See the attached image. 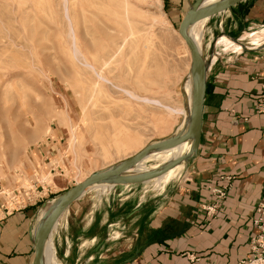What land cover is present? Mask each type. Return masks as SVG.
Wrapping results in <instances>:
<instances>
[{"label":"rangeland","instance_id":"rangeland-1","mask_svg":"<svg viewBox=\"0 0 264 264\" xmlns=\"http://www.w3.org/2000/svg\"><path fill=\"white\" fill-rule=\"evenodd\" d=\"M128 1L127 18L134 27L136 44L124 48L127 56L105 76L120 87L144 95L147 70L142 67L141 46L149 37L151 43L144 63L146 67L152 64L149 81L159 88V99L175 107L182 106L190 56L185 52L178 27L195 0ZM117 2L0 0V183L10 182L9 187L0 191V202L4 201L6 207L10 205L12 190L32 187L35 180L55 185V189L73 186L81 177L118 164L144 146L170 137L180 123L181 116L172 115L169 130L155 132L150 124L136 118L133 111H124L125 106L109 105L105 110L98 107L106 103L105 99L102 102L89 99L88 83L98 78L87 63H92V54L101 45L112 41L104 33V27L116 31L128 28L126 20L113 11ZM227 11L201 21L202 56L209 62L207 80L227 66L264 57V44H247L235 53L221 51L218 42L222 37H239L264 27L251 24L241 29L230 16L226 17ZM244 48L257 49L241 53ZM127 128L131 134L136 132L140 136L141 145L119 150L115 146ZM56 135L60 154L48 174L35 151L46 138ZM104 148L109 152L105 156ZM190 161L180 165V171L163 189L151 183L113 186L108 193L114 198V208L124 195L154 200L168 186L179 181L184 185L183 180L190 178L187 172ZM150 165L151 162H146L140 167L146 169ZM91 187L84 198L91 199L93 204L108 194L106 190H97L101 185ZM101 191L106 193L100 194ZM179 191L183 192L178 188L169 196Z\"/></svg>","mask_w":264,"mask_h":264},{"label":"crops","instance_id":"crops-1","mask_svg":"<svg viewBox=\"0 0 264 264\" xmlns=\"http://www.w3.org/2000/svg\"><path fill=\"white\" fill-rule=\"evenodd\" d=\"M227 12L241 29L264 24V0H241ZM207 87L201 138L184 185L168 186L154 200L124 195L116 208L108 191L117 184L96 204L84 198L88 187L51 233V264H237L249 256L254 208L264 196V112L258 110L264 102V57L223 68L208 78ZM59 142L49 136L35 151L48 174ZM219 175L233 176L232 188L206 222L197 206L207 198L206 184ZM9 183H0V191ZM54 186L35 180L26 206L0 215V264H32L41 212L71 187ZM178 188L183 192L169 196ZM190 253L198 260L189 261Z\"/></svg>","mask_w":264,"mask_h":264},{"label":"bare ground","instance_id":"bare-ground-1","mask_svg":"<svg viewBox=\"0 0 264 264\" xmlns=\"http://www.w3.org/2000/svg\"><path fill=\"white\" fill-rule=\"evenodd\" d=\"M220 1H222V0H202L201 6L204 8L214 6ZM106 2H107V0H106ZM116 5H117L118 10L117 9L113 10L115 15L126 20L128 28L123 29L122 31H116L114 29H109V28L104 27V31H105L104 33L107 34V37H111L112 41L109 44L104 43L103 45H101L98 48V50L94 54H92V57H91L92 63L91 64L87 63L88 68H91L92 71H94V73L97 75V78H98L97 81L88 83V87H87L88 97L91 100L94 99V102H97V101L102 102L101 99H105L106 103H104V104L102 103V105H98V107H100L101 109L104 108L105 110H106V108L108 109L109 105H115V106L123 105V106H125L124 111H126V112H132L133 111L136 118L142 119L145 122H147L148 124H150L152 129L155 130V132L168 131L169 125L171 122V120H170L171 116L172 115H180L181 121L172 133V135H175L178 132H180L184 128V126L187 127L189 124V121H190L191 95H192V85H193L192 76L189 72V77L186 81V90H185V95H184L182 106L175 107V106H172L169 103L163 101L162 99H159V97H157V94L159 93V88L154 87V82L149 81V75H150L151 70L153 69L152 64L147 65V67L144 64L145 59H146V52L148 51V49L150 47V43H151L149 40V37H146L144 43L141 46L142 47L141 49L143 51L142 67L146 68V70H147V72H146L147 75L144 78V82H147V86H145V88H143V90L145 92L144 95H137L136 93L131 92V91H129L123 87H120L117 84H115L114 82H111V79L108 78L107 76H105L104 73L112 72L115 69V67L118 64H120L119 62L122 61L127 56L128 53L125 52V49H124L125 47H127L128 45L134 46L136 44L135 41L133 40V36L135 33V31L133 30L134 27H133L131 21L127 18V15L129 13V8H130L129 7L130 6L129 1L128 0H119V2L116 3ZM79 12H80L79 14L81 16V10ZM106 12H107V14H109L110 10L107 9ZM88 14H90V13H88ZM103 15H106V14H103ZM90 16H91V14H90ZM91 17L95 18V16L94 17L91 16ZM153 19H155V18H153ZM201 21L202 20L197 21L196 23L190 24L186 28L187 34L190 36V38L196 44L200 54H202V47H203V40H204V34L200 29L201 28ZM85 30H86V28H85ZM112 33H114V34H112ZM150 38H152V37H150ZM247 44H249V45L250 44H261V45H263L264 44V27H262L261 29L254 30V31L244 32L237 38V40H231L227 37H222L218 42V46L221 48V51H223V53H226L228 51L231 53H235L238 50L242 49ZM184 48H185V52L187 53V55L190 56L186 44L184 45ZM251 48H253V47H251ZM122 74H123V72H122ZM164 92H166V91H164ZM84 115H85V112H84ZM97 121H100V120H97ZM72 134H73V132H72ZM74 138L75 137L73 136V139ZM192 140H193L192 138H189L188 140L184 141L183 143H181L178 146L171 148V149L160 150V151L153 150V151L147 153L136 164H134V165L130 166L128 169H126L122 173V175L126 176V177H135V176L145 175L148 172L154 171V170L166 165L168 162L174 160L175 158H178L180 156H185L186 154H188L190 152ZM72 142H71V145H72ZM140 145H141L140 136L136 132L131 134L130 129L127 128V130L122 133V137L117 142L115 147L119 150L120 149L122 150V149H128V148H133V147L137 148ZM104 149H103V151H104L103 154L105 156L109 152L107 151L106 148H104ZM146 162H151L150 167L146 168V169L141 168L140 166L142 164L144 165V163H146ZM108 165H107V167H108ZM180 165H184V161H181L178 165L168 169L164 173H162L158 176H155L153 178L147 179L141 183H145V184L151 183V184H153V186L155 188L163 189L164 185L167 184L180 171V169H181ZM87 176L88 175L78 179L76 181V184L83 181ZM99 185H101L100 189H99V187H97L98 189L96 187L95 188L97 190L105 191L108 188L115 185V183L92 184L89 187L99 186ZM95 188H94V190H95ZM102 191H101V193H102ZM42 212L40 215L43 214ZM55 226H56V224L54 225L53 229H55ZM53 229H52V231H53ZM51 247L52 246H51V234H50V236L46 239L44 246H43V250H42L43 264H51V254H52Z\"/></svg>","mask_w":264,"mask_h":264},{"label":"water","instance_id":"water-1","mask_svg":"<svg viewBox=\"0 0 264 264\" xmlns=\"http://www.w3.org/2000/svg\"><path fill=\"white\" fill-rule=\"evenodd\" d=\"M240 1L241 0H222L214 6L204 8L201 6L202 0H195L179 24L178 32L184 40L190 54V74L193 79L191 115L188 126H184V128L175 135H171L164 140L144 146L140 151L118 164H114L111 167L103 169L99 172L89 174L83 181L74 184L59 194L51 202L50 206L43 212L40 217V221L33 232L32 242L34 254L32 264H43V246L46 239L50 236L54 225L57 223L66 208L74 200L80 197L90 185L99 183H141L147 179L164 173L168 169L178 165L181 161H184V164L187 163L196 155L201 138L203 106L207 86V70L209 62L203 58L202 54H200L196 44L187 34L186 28L188 25L196 23L197 21L208 19L217 13L229 10ZM229 38L237 40L238 37L231 36ZM255 49L257 48H244L241 53L250 52ZM189 138L193 139L192 145L190 152L185 156L175 158L166 165L154 171L148 172L145 175L135 177H126L122 175L126 169L140 161L147 153L153 150L160 151L174 148Z\"/></svg>","mask_w":264,"mask_h":264},{"label":"built area","instance_id":"built-area-1","mask_svg":"<svg viewBox=\"0 0 264 264\" xmlns=\"http://www.w3.org/2000/svg\"><path fill=\"white\" fill-rule=\"evenodd\" d=\"M258 110L264 112V102L258 104ZM233 179V176L219 175L213 182L206 184L207 198L201 200L197 206V212L204 215L203 218L206 222L217 214L221 204L227 198L232 188ZM29 193L30 188L12 190L9 195V207L5 206L4 201L0 204L3 216L25 207L30 199ZM252 225L256 232L249 240V256L243 258L237 264H264V196L258 200L254 208ZM186 256L189 261L198 260L193 253L186 254Z\"/></svg>","mask_w":264,"mask_h":264},{"label":"trees","instance_id":"trees-1","mask_svg":"<svg viewBox=\"0 0 264 264\" xmlns=\"http://www.w3.org/2000/svg\"><path fill=\"white\" fill-rule=\"evenodd\" d=\"M207 90H208V87L206 86L205 96H206V94H207ZM205 191H206V193H207L206 186H205Z\"/></svg>","mask_w":264,"mask_h":264}]
</instances>
